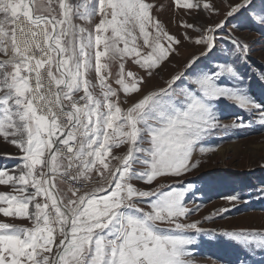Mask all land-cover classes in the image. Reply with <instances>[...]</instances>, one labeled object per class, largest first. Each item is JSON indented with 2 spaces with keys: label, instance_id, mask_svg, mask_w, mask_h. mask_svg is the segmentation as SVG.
<instances>
[{
  "label": "snow or ice",
  "instance_id": "6c2138e0",
  "mask_svg": "<svg viewBox=\"0 0 264 264\" xmlns=\"http://www.w3.org/2000/svg\"><path fill=\"white\" fill-rule=\"evenodd\" d=\"M175 4L219 14L211 0ZM227 7L212 25L182 24L202 51L145 92L180 44L146 0H0V137L21 153L18 175L0 170V185L18 193L0 192V214L32 223L0 222V264H193L190 246L204 229L190 218L199 209L187 206L190 186L168 179L197 166L193 155L219 126L221 100L258 113L264 125V103L241 86L240 56L217 55V35L231 20L264 26V0ZM128 62L146 77L126 70ZM124 145V154H112ZM220 235L248 252L264 250V233Z\"/></svg>",
  "mask_w": 264,
  "mask_h": 264
},
{
  "label": "rangeland",
  "instance_id": "374dc122",
  "mask_svg": "<svg viewBox=\"0 0 264 264\" xmlns=\"http://www.w3.org/2000/svg\"><path fill=\"white\" fill-rule=\"evenodd\" d=\"M146 2L152 5L153 19L160 21L163 29L179 40L180 44L173 45L174 51L168 61L147 79V83L142 86L145 92L165 86L171 75L183 70L188 59L202 51L201 46L185 39V33L193 38L197 33L184 28L182 24H193L196 27L212 25L224 19L228 4L235 3L236 0H211L219 9L218 15L203 10L189 12L178 8L175 0ZM254 3L259 7L261 0H254ZM237 39L240 44L247 45L246 54H242L233 44V40ZM217 41L222 49L217 55L221 58L227 57L232 61L240 56L235 67L242 77L241 86L256 102L264 103V26L248 18L233 19L218 33ZM137 43L143 52L149 50L143 46L142 37ZM219 62L222 61H216ZM117 70V64L112 63L113 77ZM126 70L146 77V72L131 62L126 64ZM89 79L96 85V94H100L95 74L90 73ZM109 83L114 88L118 87L114 79L109 80ZM136 98L133 95L129 103ZM121 99H124L122 93ZM219 107V126L204 137L193 155V162L197 166L182 176L170 177L167 183L177 187L180 183L185 187L190 186L186 197L187 206L199 209L190 218L192 221H199L204 229V232L194 234L196 243L190 246L193 264H264V250L248 252L220 235L224 231L239 230L264 233V125L259 122L258 113L249 114L234 106L231 101L221 100ZM241 120L244 127L233 126ZM126 149L127 145L114 148L112 154H124ZM20 156L21 153L15 146L0 137V170L7 169L9 174L18 175L17 165L20 161L14 158ZM156 183L165 182L158 180ZM137 186L143 187L138 182ZM0 192L18 194L11 185H0ZM231 196L238 199L228 200L227 197ZM0 222L32 227V223L26 218H5L2 214Z\"/></svg>",
  "mask_w": 264,
  "mask_h": 264
},
{
  "label": "trees",
  "instance_id": "16d2710c",
  "mask_svg": "<svg viewBox=\"0 0 264 264\" xmlns=\"http://www.w3.org/2000/svg\"><path fill=\"white\" fill-rule=\"evenodd\" d=\"M0 164H2V160H0Z\"/></svg>",
  "mask_w": 264,
  "mask_h": 264
}]
</instances>
